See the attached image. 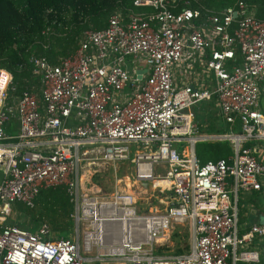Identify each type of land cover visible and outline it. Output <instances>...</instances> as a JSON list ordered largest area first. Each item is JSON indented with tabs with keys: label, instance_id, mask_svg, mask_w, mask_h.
Listing matches in <instances>:
<instances>
[{
	"label": "built area",
	"instance_id": "2783aa9c",
	"mask_svg": "<svg viewBox=\"0 0 264 264\" xmlns=\"http://www.w3.org/2000/svg\"><path fill=\"white\" fill-rule=\"evenodd\" d=\"M177 1L135 0L152 10L115 11L57 64L33 56L40 94L26 88L12 102L13 75L0 68V264H264V224L242 227L238 209L240 190H264V21L247 0L220 13L189 0L175 12ZM197 56L212 88L176 79L175 67ZM214 97L226 133L204 132L192 113ZM201 141H229L233 153L203 163ZM98 145L110 160L132 156L139 180L166 181V209L140 214L132 197L84 192L79 172ZM57 187L74 206L76 237L6 223L14 205L34 208L42 189ZM185 222L189 251L156 254Z\"/></svg>",
	"mask_w": 264,
	"mask_h": 264
},
{
	"label": "trees",
	"instance_id": "16d2710c",
	"mask_svg": "<svg viewBox=\"0 0 264 264\" xmlns=\"http://www.w3.org/2000/svg\"><path fill=\"white\" fill-rule=\"evenodd\" d=\"M134 1L0 0V68L13 75L15 90L11 91V101L26 88L40 94L41 77L34 74V65L30 62L33 56L44 57L50 63L57 64L80 47L86 31L105 28L115 11L152 10L149 7H136ZM184 1L178 0L179 4L172 9L180 11L179 6ZM189 1L190 7L203 13H220L237 0ZM247 2L255 9L257 18L264 21V0ZM213 101H216L215 97ZM228 127L222 120L220 127L212 122L207 129L210 133H226ZM235 129L240 127L236 126ZM9 132H16V128H9ZM231 153L233 149L229 141H201L196 144V154L203 163L216 162ZM16 205L30 213L35 221L49 222L52 234L57 233L55 235L59 237H67L74 224L71 217L74 206L63 187L42 189L34 208L21 203Z\"/></svg>",
	"mask_w": 264,
	"mask_h": 264
},
{
	"label": "rangeland",
	"instance_id": "374dc122",
	"mask_svg": "<svg viewBox=\"0 0 264 264\" xmlns=\"http://www.w3.org/2000/svg\"><path fill=\"white\" fill-rule=\"evenodd\" d=\"M195 82V80H192ZM206 84L212 85L211 79H206ZM260 103L264 112V91L261 92ZM195 120L202 123L203 131H208V125L215 122L217 126L222 125L219 108L213 98L209 101L198 103L192 108ZM88 153L85 155L86 160L83 161L82 169L79 175L81 177V185L84 192L93 194L102 200L115 201L118 197H132L133 206L138 213L143 214L154 210L164 211L171 202V193L163 192L155 181H141L136 175V164L129 159L114 161L106 157V149L100 145L88 146ZM158 172H163V166H158ZM159 172V173H160ZM157 173V171H156ZM137 180H136V179ZM164 181L161 185L166 186ZM129 185V186H128ZM155 186V187H153ZM240 221L242 224L243 213L241 207L246 205V200L240 193ZM264 206V197L261 198ZM241 205V206H240ZM254 210V208H249ZM247 210V209H246ZM7 222L28 229L33 232L38 231L40 225L45 223L44 220L35 221L30 213L23 211L17 205H14L11 215L7 216ZM47 224L51 226L48 222ZM54 233L53 236H56ZM68 236L76 237L75 222ZM83 236V232H81ZM192 243V228L190 222L175 225L168 233L165 239L157 246L156 254L159 256L176 255L187 253ZM120 264V263H118ZM242 264V262H238Z\"/></svg>",
	"mask_w": 264,
	"mask_h": 264
},
{
	"label": "crops",
	"instance_id": "0c3cea01",
	"mask_svg": "<svg viewBox=\"0 0 264 264\" xmlns=\"http://www.w3.org/2000/svg\"><path fill=\"white\" fill-rule=\"evenodd\" d=\"M208 57H210V53L206 52V55H204L203 58H208ZM203 58H201V56H197L194 61L190 60L186 62V64H178L175 67L176 79L179 82V84H183L187 82V83H192L196 86L206 85L208 88L213 87V84L215 81L214 76L210 75L207 72H204L205 70H203V67H204L205 61ZM207 78L211 79L212 85L206 84ZM192 80H195V82H192ZM240 193H242V195L244 196L246 200L245 201L246 205L243 206L244 212L242 210L243 208L241 207V211L243 213V218H242L243 221H242V224L240 225L244 227L252 223L262 224L261 222L264 221V206L261 203V198L264 197V190L263 191H250V192L240 190L239 201H238L239 217H240L239 204H241ZM252 207L254 208V210L249 209ZM6 223L11 224V223H8L7 220H6ZM242 264H253V263L242 262Z\"/></svg>",
	"mask_w": 264,
	"mask_h": 264
},
{
	"label": "bare ground",
	"instance_id": "6f19581e",
	"mask_svg": "<svg viewBox=\"0 0 264 264\" xmlns=\"http://www.w3.org/2000/svg\"><path fill=\"white\" fill-rule=\"evenodd\" d=\"M137 175V174H136ZM136 179V178H135ZM137 180V179H136ZM162 182H164V180H157L155 183V186H158V185H161V183ZM167 184V183H166ZM129 186V185H128ZM155 186H153V187H155ZM118 199H123V198H118ZM124 200H126L127 202L126 203H128V201H129V199L128 198H124Z\"/></svg>",
	"mask_w": 264,
	"mask_h": 264
},
{
	"label": "water",
	"instance_id": "95a60500",
	"mask_svg": "<svg viewBox=\"0 0 264 264\" xmlns=\"http://www.w3.org/2000/svg\"><path fill=\"white\" fill-rule=\"evenodd\" d=\"M138 77H141V76H138ZM145 183H151V182L148 181V182H145ZM261 223L264 224V221H262Z\"/></svg>",
	"mask_w": 264,
	"mask_h": 264
}]
</instances>
